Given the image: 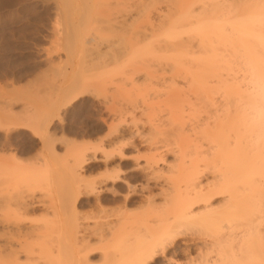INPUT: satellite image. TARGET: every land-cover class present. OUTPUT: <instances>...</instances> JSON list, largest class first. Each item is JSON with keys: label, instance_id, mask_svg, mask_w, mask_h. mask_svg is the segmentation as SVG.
Instances as JSON below:
<instances>
[{"label": "bare ground", "instance_id": "1", "mask_svg": "<svg viewBox=\"0 0 264 264\" xmlns=\"http://www.w3.org/2000/svg\"><path fill=\"white\" fill-rule=\"evenodd\" d=\"M61 3L66 12L72 7L77 8L76 13L81 14L77 16L82 17H79L78 22L80 21L82 26L89 23L87 20H91L94 14L100 17L99 12L104 14L125 4V8L129 6L127 2L120 5V0L115 5L114 2L109 4L107 0H61ZM168 3L167 12L164 11L163 15H160L163 21L158 26L151 24L148 33L147 30L144 31L146 37L152 35L154 38L153 35L160 31L158 34L164 36L165 44L161 47L162 41L158 43L164 48V52L171 51V55L168 53L171 57L184 53L191 55L188 62L195 68V73L190 72V75H197L195 80L198 79L199 84L214 80L221 84H218L220 86L215 91L209 88L213 90V95L214 92L219 95L216 99L212 96L213 100L215 99V115L207 118H213V124L207 121L201 125L204 129L197 132L199 139H205L201 142L203 148L192 147L187 139H181V144L175 143L176 149L172 150L174 162H168L163 173L155 169V156L153 159L151 157L153 161H147L145 166L129 160H124V166L116 164L112 159L124 155L126 143L117 138L106 143L101 140L87 158L86 150L85 153L79 150L74 155V162L70 163L74 165L69 166L72 173L66 169L71 183L64 178L67 175L62 176V173L56 171L54 178L47 170L50 164L43 152H51L56 159V138L48 128L57 112L55 109L59 106L46 100L51 99L50 97L42 95L44 97L41 99L42 96L36 94L39 97L36 98L40 100L31 99L26 102L27 106H24L28 116L22 112L25 119L20 118V121L18 118L14 121H20L19 124L24 121L22 124L28 125L35 135L40 137L41 154L32 159L34 164H28L31 168L25 167L23 161H19L14 155H0V264H20L22 257H25L26 262H30L28 264H264V0H168ZM104 8L107 10H103ZM59 14L62 15L61 12ZM107 17L104 21L110 22L114 19ZM118 23L121 24L120 30L124 34V19ZM74 26L72 28L76 29ZM127 30L129 31V28ZM72 31L75 34L77 32ZM113 31L115 30H112L111 34ZM135 32L131 38L141 31ZM122 33L114 35L123 43L127 38L124 39ZM143 34H139L134 40L141 41ZM71 37L72 34L69 38L73 44L77 36L74 40ZM93 38L102 42L100 36H93L92 41ZM106 38L103 39L106 41ZM167 38L173 42H169ZM219 45L223 48L225 46L224 50L229 54L225 53L226 59L227 56L230 59L226 60L224 57L226 66L229 64L227 69L230 66V69L225 71L233 72L232 76L227 75L230 77L229 82L224 74L223 77L222 72L220 73L222 59H219V56L222 53L217 52ZM118 54L123 53L120 51ZM181 60L176 61L179 63L175 60L167 62L173 61L176 68L171 62L172 68L177 69L179 65L180 69V65L185 63ZM172 68L169 69L173 74L175 69ZM202 72L208 74L203 75ZM188 79H191L189 84L192 85L193 79ZM67 86L63 91L60 89L62 95L65 93V97L78 89V85ZM176 91H171V94L176 96ZM25 121L27 124H24ZM11 122L9 125L13 124L14 127L13 121ZM19 124L15 126L20 127ZM205 125H212V129L206 132V128L210 127L205 128ZM11 128L8 127L7 130ZM98 148L102 153L101 158L96 153ZM170 149L159 153V160L167 163L166 156ZM41 162L44 171L42 168L33 170V165ZM83 164H87L85 166L92 168V171L101 167L103 171L89 175L91 178L87 177V172L80 171H83ZM50 175L52 183L57 179V193L60 196L64 194V200L62 202L61 198L57 206H45L46 202L42 203L43 221L39 220L36 225L35 222L34 226L31 225L34 230L37 229L36 237L40 238L39 242L34 238L38 244L36 248L29 245L33 243L28 242L32 232L27 228L31 226L25 222L30 221L31 219L27 220L29 215L40 207L35 206L37 202L33 197L34 192L33 195L28 193L29 191L25 194L26 190L24 192L22 189L41 179L44 183L45 180L50 183ZM151 180L155 182L151 183ZM10 183L14 186L20 184V188L22 184L28 185L20 189L17 188L19 186L12 187ZM155 185L159 189L157 193H154ZM10 188L17 191L12 192ZM90 192L95 194L96 204V214H93L96 221L93 222V227L86 221L89 216L82 215L81 210L79 211L82 207L80 195ZM103 204H112V208H106ZM132 206L135 208L130 209ZM50 213L52 216L49 218ZM93 215L91 214L92 219ZM53 216H58L59 219L55 224L56 218ZM177 255L184 256L186 261L177 262Z\"/></svg>", "mask_w": 264, "mask_h": 264}, {"label": "rangeland", "instance_id": "2", "mask_svg": "<svg viewBox=\"0 0 264 264\" xmlns=\"http://www.w3.org/2000/svg\"><path fill=\"white\" fill-rule=\"evenodd\" d=\"M118 1L119 0H107L109 4L114 2L113 5H115ZM129 1L120 0V5H123L126 2L127 5H129ZM132 1L131 3L129 2L130 5L127 6L131 9L127 7L125 8V4L123 7L121 6L122 9L125 8V10L123 9L124 11L121 7H117L118 9H121L122 12L120 10L119 12H116L118 9L114 11L112 10V12H105L106 14L108 13L107 16L109 17L104 15L105 13L101 14L99 12L98 15L100 14V17L102 16L101 18L94 14L91 20H87L89 23L85 22L87 24L82 26L79 23L80 21L78 22V20H80L79 17L81 19L82 17L79 15L77 16V14H80V12L76 13L77 8L72 7L66 12L62 6L61 0H0L1 156H4L5 154V156L9 155L8 157H10L11 155V157H13L14 155L16 158L20 159H18L19 161H23L22 163L25 167H29L31 164H34L32 163V159L37 157L36 155H39L42 141L37 134L35 135L32 128L30 129L28 125L25 126L22 124L24 121L20 123V127H16L15 124L17 125L21 119H25V116H22L21 113H26V109H24V106H27L26 102H29L31 99L40 100L37 99L39 97L36 94H39V96L45 95L46 98L50 97L51 99H45L47 101L50 100L49 102L52 104L55 102L56 104L54 105L57 107L59 106L55 109L57 112L55 111L56 113L48 128V131H50V133L53 134L52 136L56 138V143L54 145L56 150L54 152L56 159L51 152H43V155L48 159L50 164L49 168L46 169L49 170V173H52L51 175L54 178H56V174H54L55 171L59 172V174L62 173L60 174L62 176L68 174L66 169H68L69 172L71 171L69 166L74 164L70 163L74 162V155H76L79 150H83L84 153L86 150L85 154L87 158V156L92 154L94 149L98 147L101 140L103 143H106V141L117 138L123 139L122 141L126 143L124 155L116 156L112 159L116 164L124 166V160H129L133 163H139L140 165L145 166L146 162L152 160L155 156L157 163L154 164V166L155 169L160 172L164 171V167L168 165V162H174V153L172 150L176 149L175 143H180L181 139H187L186 141H188L192 147L196 146L197 148H203L201 142L205 141V139H199V134H197V132L204 129L201 125L207 121L213 124V118H207L215 115L214 103L216 96L219 94L214 92V96L213 90L215 91L221 84L220 82H217L218 80H214V82L208 81V83H205L203 79H200V81L202 80L204 82L202 83L203 85H201V83L199 84L197 81L198 79L196 78L197 80H195L197 75H190L192 72L195 73V68H192L191 64L188 62L191 59V55L184 53L175 55L176 57L172 56V58L170 56L171 51L170 53L169 51L167 52V50L164 52V48H161L164 46L163 44H165V42H163L164 36L159 35L160 31H158L159 34L155 33L157 37L155 34L153 35L154 38L152 35L146 37L145 33H148V29H150L151 24V26L154 24L158 26V24L163 21L160 15H163L164 11L167 10V6L169 5L168 0H147L146 2L143 0H138L137 2V0H135L137 6L135 1ZM103 10L106 11L107 8H104ZM60 12L62 15L59 14ZM61 16L63 18H61ZM105 17L108 19H114H110L111 21L108 22L109 20L104 21ZM123 19L125 25L123 23L122 25H124L125 28L123 26L124 30L122 31L126 30L124 34L120 30L122 27L120 26L121 24L118 23L123 22ZM114 20H117L118 22ZM115 22L117 24H115ZM72 26L76 27L77 30L75 28L73 29ZM146 27L148 28L146 29ZM128 28L129 31L127 30ZM72 30H75V32L77 31L76 34ZM112 30H115L113 31V34H111ZM135 31L141 32L137 33L138 35L135 34L136 36L134 38H131V36L133 37V32ZM119 32L122 33L124 39L127 38L124 40L125 42L122 40L123 43L121 40L118 41V39H120L118 36H115L118 35ZM142 33H144L142 36L144 39L140 37L141 41L136 42L134 39L142 35ZM71 34V38H73V40L74 37L77 36L73 41V44L69 38ZM106 35L107 38H110V40H107ZM112 35H114V37ZM65 36L67 37L66 39ZM93 36L96 38H99L100 36V39L102 38V42L99 39L94 40V38V41H92L91 39ZM184 37L186 36L184 35ZM103 38H106V41ZM90 40L93 43H89ZM169 40L170 39H168V41ZM176 40L177 39H175V41ZM115 41H118L117 44ZM170 41L173 42V40ZM110 42L112 44H109ZM158 42L162 43L161 47ZM109 46H111L113 50L109 48ZM219 46L217 47V52L218 54L220 52L222 53V55L219 56V59H222L220 73L222 72L221 75L223 76L224 74L226 77L225 79L228 80L230 77H227V75L232 76L233 73L225 71L229 65L227 63L228 65L226 66L225 62V53L228 54V52L224 50L225 46L224 48L223 46L221 47V45ZM222 49L224 52L221 51ZM193 50H196V48H193ZM120 51L123 54H118ZM114 52L117 53L115 54ZM101 53L106 54L103 55ZM113 55L116 56L117 59L119 56L121 57L117 60ZM168 56L170 59H168ZM111 58H113L114 61ZM228 58L229 57L227 56V59ZM169 60H175V62L181 60L182 63H185L182 66L180 62V69L178 67L179 65H177V69H175L176 67L173 65V61L168 63L167 61ZM167 63L169 65H173L175 68H172L171 65L170 67ZM229 67L227 70L230 69ZM169 68L175 69V71H172L177 73L179 76L175 73L172 74ZM223 70L228 74H225ZM202 73L203 75L208 74V72ZM223 77L222 79L224 80ZM188 78L193 79L192 85L189 84L191 79ZM72 84L74 86L78 85V89H76L77 91L67 97L64 96L65 93L62 95L60 91H63L65 86ZM209 88H212L213 90ZM173 90H177L176 96L171 94V91L173 92ZM212 96L215 98L214 100ZM43 97L44 96H42L41 99H43ZM24 102L25 105H23ZM14 113L15 115H13ZM9 114H11V116H9ZM16 114H18V116ZM25 115L28 116V114ZM18 118L20 121L18 120L19 122L15 123L14 120ZM11 121L14 123V127L13 124L11 125L12 128L9 125L12 123ZM24 124H27V122L25 121ZM7 125L12 130H7ZM211 127L212 125H205V128L207 129L206 132L212 129ZM66 141L69 142L67 143ZM4 146L7 148H4ZM167 148L171 149L166 156V163L159 160V153L164 152ZM97 150H95V152ZM100 152V149L96 152L99 158L102 156V153ZM151 157L152 159H150ZM55 161L58 162L56 163ZM113 161L111 163H113ZM66 162L69 164H66ZM103 162H105V160ZM58 163H60V165L63 163L62 166L65 164V171ZM83 165V171H80L83 173L87 172V177H90L89 175L92 174L96 175V173L103 171V168L101 167L93 170V172L91 170L92 168L89 169L85 166L87 164ZM33 166L35 168H33V170H39V168L41 169L43 165L41 162L40 164L36 163ZM92 167L94 169V166ZM44 169L42 168L43 171ZM61 169L63 171H61ZM78 169L79 168H77V170ZM42 170L40 171L43 172ZM51 175L49 177L50 183H52L51 181L53 180L50 179L52 178ZM69 177L67 175V177L65 176L64 178L67 180ZM56 180L57 179H54V184L52 183V185L49 181L45 180L44 183L41 179L38 182L35 181V183L29 184L31 188L26 186L28 184H22L21 188L20 184L17 185L19 187L15 184V186L20 189L25 188L26 186V189H22L24 192L26 190L25 194L29 191L28 193L33 195L34 192L33 197L36 200L35 202H37V205L35 206H37V208L40 207L35 213L29 215L27 220H31H26V224L34 226L37 222L39 223V220H42L41 218L43 216L41 214L43 211L41 208L44 206L42 203L46 202L45 206H52L54 204V206L59 205L58 201L61 202V198L64 194L60 196L57 193V188L55 186ZM68 181L71 183V179H68ZM154 182L155 180H151V183ZM47 183L49 185H47ZM10 184L12 185V183ZM13 186L14 185H12V187ZM10 189H12V192L17 191L13 188ZM154 190V193L159 191L157 185L154 186ZM94 195V193L92 194L90 192L89 194L85 193L79 197V201L82 200V207L79 208V211L81 210L80 213L82 212V215L86 214L89 216L86 221L88 224L92 225L91 227H93L96 221L94 217L96 214V209L94 208L96 207ZM63 200L64 197L62 198V202ZM103 205L106 208H112V204ZM133 207L134 206L130 209L135 208ZM90 213L92 215L94 214L93 219L91 218ZM50 214L49 218L52 216V213ZM54 218L57 219L58 216ZM35 219L36 221H34ZM56 219V222L53 219L54 224L59 221V219ZM40 225H42L41 222ZM32 226L27 229L35 235L31 233V239L28 237L30 239H28V242H33L29 245L38 248V244L35 243L38 239V237H36L37 229L34 230V227ZM34 238H36V240ZM32 239H34V241ZM39 239L37 242H39ZM175 259L180 263H184L186 261L185 257L182 255H177ZM20 261V264H22V262L25 264L30 263L26 262L25 257H22ZM31 264L35 263L31 262Z\"/></svg>", "mask_w": 264, "mask_h": 264}]
</instances>
